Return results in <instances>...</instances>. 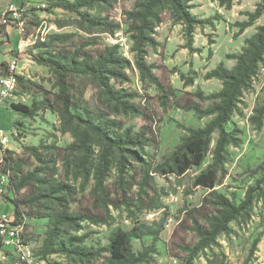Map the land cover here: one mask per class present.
Returning <instances> with one entry per match:
<instances>
[{
	"label": "rangeland",
	"instance_id": "rangeland-1",
	"mask_svg": "<svg viewBox=\"0 0 264 264\" xmlns=\"http://www.w3.org/2000/svg\"><path fill=\"white\" fill-rule=\"evenodd\" d=\"M17 1L0 0V27L2 14ZM56 1L21 0L28 10L25 31L21 33L6 27L0 33V62H7L13 55L18 56L23 73L16 95L2 102L0 108V126L6 122L7 113L12 120V128L5 132L15 134L7 146L0 145V215L14 220L13 202L36 191L33 184L24 188L20 195L11 189L12 171L3 163L5 152L9 151L24 173L38 168L39 176L50 179L51 183L63 182L71 186L69 194H58L65 200L64 208L71 212L100 214L108 220L107 224L86 220L65 227L68 235H89L85 246H106L113 229L130 230L136 221L150 226L162 223L164 227L155 244L154 262L172 264L171 260L178 258L179 264H189L191 250L199 241L193 231L194 220L203 224V203L210 193L208 189L195 187L193 181L212 162V154L200 168H194L180 178L158 174L155 169L161 158L173 151L187 134L186 128L202 127L210 121V118L201 119L194 112L175 107L174 102L181 97L198 101L193 96L196 92L202 91L207 96L222 89L221 81L208 79L207 75L221 63L229 69L235 66L232 56L240 54L246 40L264 24L263 13L253 25L241 30V25L249 23L255 15L262 0L236 1L230 9L222 7L219 0H188L191 13L206 22L195 29L191 48L188 47L185 26L177 23L167 8L161 9L162 21L152 35L155 45L146 48L144 57L150 73L139 67L138 55L133 51L134 43L128 31L127 14L138 0H104L95 8L82 9L83 13L92 16H108L109 22L119 25L114 33L89 28L81 16L53 7ZM121 37L130 46V52L124 54L118 45L120 54L128 61L123 70L126 77L112 79L111 85L131 94L127 100L135 104L138 112H115L114 103L91 77L74 76L70 80L72 114L103 113L106 119L121 123L122 132L128 129L133 134L142 133L149 140L143 148H128L134 150L138 158L129 151L124 155L114 151L110 158V171L103 179L102 187L98 188L96 171L102 162L104 145L98 137H91L89 145L94 153L87 170L79 166L80 153H75L74 158L66 162L70 154L68 147L78 140L83 127L61 113L63 107L58 99L57 76L49 68L39 65L36 58L64 52L73 54L79 49L96 57L106 46H115L114 42ZM150 76L156 78L166 92ZM172 91L174 95H170ZM17 104L34 108L35 115L24 116L15 110L14 105ZM208 104L203 103L205 107ZM263 106L264 64L243 92L238 110L227 126L228 129L238 127L242 130L243 143L238 148L229 149L226 174L219 175L214 189L237 204L245 198L249 188L258 185L261 178L259 167L264 161V117L259 128L253 118ZM217 137V134L213 137L211 151ZM30 147L39 148L46 162L40 164L28 151ZM122 160L124 173L121 172ZM42 204L41 208H20L27 214L23 221L25 241L35 251L46 239L50 220L31 217L30 214L41 216L45 212L62 209L51 202L43 201ZM149 213L155 214L153 219H148ZM170 217H173V222L167 227ZM231 228V233L221 235L215 245L199 253L191 264H264V187L262 196L253 206L251 218L232 223ZM257 238L260 241L251 256V248ZM152 243L151 237L135 239L133 247L135 251H141ZM2 252L3 247L0 256ZM50 261L79 263L73 258L58 255L51 256ZM33 264L50 262L35 258Z\"/></svg>",
	"mask_w": 264,
	"mask_h": 264
},
{
	"label": "trees",
	"instance_id": "trees-1",
	"mask_svg": "<svg viewBox=\"0 0 264 264\" xmlns=\"http://www.w3.org/2000/svg\"><path fill=\"white\" fill-rule=\"evenodd\" d=\"M104 0H57L53 7L63 9L66 12L74 13L82 17L83 22L91 29H100L114 33L119 25L109 22L108 16H92L83 13L82 9H92L101 4ZM242 0H219L222 7L230 9L234 2ZM167 8L177 23L185 26L188 38V47L192 46V37L195 29L202 24L190 11L188 0H138L132 11L128 12L129 28L134 46L133 51L138 55V65L142 70L150 73V66L144 61L146 48L155 45L153 34L156 26L161 23L160 10ZM264 13V0L259 5L255 15H252L249 23L241 25V30L253 25L254 21ZM6 30L5 26L0 27V33ZM119 46H106L96 57L88 56L83 51L76 50L73 54L59 53L49 57H37L36 62L49 68L56 76L59 87L58 99L62 103L61 113L68 115L79 126L83 127L78 140L68 147L69 156L66 162L74 158L75 153H80L79 166L82 170L90 167L93 157V150L90 147L92 136L98 137L103 145L102 162L96 171L97 187L103 185V179L110 171V158L114 151L124 155V152H131L138 158L137 153L128 148H135L148 145V137L142 133L133 134L131 130H125L121 123L114 119H106L103 113L87 112V114H72L73 109L70 80L74 76L91 77L99 83L101 88L114 103L115 112L136 113L139 109L135 104L130 103L127 98L131 94L126 90H117L111 85V80L125 78L123 71L128 66V61L119 52ZM236 61L233 68H227L223 63L218 65L207 75L208 79H218L222 82V89L211 95H204L202 91L193 94L198 101L192 98L176 100L174 106L187 112H194L199 118H210V121L202 127H188L175 149L164 155L156 166L155 172L161 175L183 177L188 171L200 168L206 161L208 155L212 154V162L194 178L195 187L208 189L210 193L204 200L202 208L203 224L194 220L193 231L199 241L191 250L189 264L199 253L216 244L221 235L232 232L231 224L239 220L251 218L253 206L263 194L264 187V161L260 165L261 178L256 187L248 189L245 198L237 204L224 194L215 189L219 175L226 174V164L229 161V149L238 148L242 143V130L238 127L228 129L232 116L237 112L240 98L243 92L249 88L253 78L258 74L261 65L264 64V24L257 28L256 33L246 40L245 47L240 54L232 56ZM5 66V64H3ZM5 68V67H4ZM6 74L5 69L0 72ZM152 81L163 91L166 88L156 78ZM20 79V77H19ZM173 94V91L170 95ZM169 98V96H167ZM209 104L205 107L203 103ZM16 111L26 117H33L36 113L34 108L23 104L14 105ZM264 117V106L259 110L258 115L253 118L257 127H261ZM217 134V140L213 151L211 146L213 137ZM152 141V140H151ZM128 149V150H126ZM28 151L40 163L46 162V157L40 154L39 148L30 147ZM12 152L6 151L3 156V163L6 168L12 171L11 184L13 191L20 195L24 188L33 184L36 191L26 195L19 201H14L15 221L23 223L27 214L20 210L22 207H43V201L51 202L62 207L59 211L45 212L41 216L31 217L47 218L50 220V228L47 231L46 239L42 247L35 252V258H41L50 264H65L51 262L53 255L67 256L78 261V264H157L153 255L156 253L155 244L160 239L164 225L156 223L152 226L136 221L130 230L116 227L112 230L108 244L103 247H87L84 245L89 235L82 237L71 236L65 230L66 226L78 225L82 221L92 220L95 224H107L108 220L100 214L71 212L64 208L65 200L58 194L70 193L71 186L63 182L51 183L50 179L39 176V169L24 173L12 157ZM125 163L121 161V172L124 173ZM147 184V182H146ZM41 188H37V186ZM43 187V189H42ZM105 201V199H103ZM209 208V209H208ZM151 237L153 243L144 247L141 251H135L133 240H143ZM257 238L251 248V256L255 254L259 243ZM2 244L0 241V249Z\"/></svg>",
	"mask_w": 264,
	"mask_h": 264
},
{
	"label": "built area",
	"instance_id": "built-area-1",
	"mask_svg": "<svg viewBox=\"0 0 264 264\" xmlns=\"http://www.w3.org/2000/svg\"><path fill=\"white\" fill-rule=\"evenodd\" d=\"M27 16L28 10L22 5L21 0H18L2 14V26L17 29L22 33L27 27ZM114 43L120 45L124 54L130 52V46L126 44L125 38L121 37ZM4 69L6 74L0 73V108L2 102L14 98L18 91L19 77L23 75L18 56L13 55L7 62H0V72ZM13 136L15 134L8 135L0 130V145L7 146L10 137ZM154 216V213H149L148 219H153ZM172 222L173 217H170L166 226L170 227ZM24 229L23 223H16L15 219L11 220L6 215H0V241L4 249L0 256L2 264H33L35 250L25 241ZM171 262L179 264V259L173 258Z\"/></svg>",
	"mask_w": 264,
	"mask_h": 264
},
{
	"label": "crops",
	"instance_id": "crops-1",
	"mask_svg": "<svg viewBox=\"0 0 264 264\" xmlns=\"http://www.w3.org/2000/svg\"><path fill=\"white\" fill-rule=\"evenodd\" d=\"M5 115H6V117H7V119H6V122L5 123H3L1 126H0V130L1 131H8V130H10L11 128H12V120H11V118H10V115L8 116L7 115V113H5ZM10 121H11V123H10Z\"/></svg>",
	"mask_w": 264,
	"mask_h": 264
}]
</instances>
